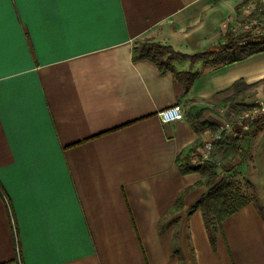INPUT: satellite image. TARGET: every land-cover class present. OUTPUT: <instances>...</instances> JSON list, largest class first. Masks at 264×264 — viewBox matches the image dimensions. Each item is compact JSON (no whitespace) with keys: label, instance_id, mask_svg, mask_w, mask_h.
<instances>
[{"label":"crops","instance_id":"1","mask_svg":"<svg viewBox=\"0 0 264 264\" xmlns=\"http://www.w3.org/2000/svg\"><path fill=\"white\" fill-rule=\"evenodd\" d=\"M244 2L8 0L0 264H264V131L239 141L243 161L223 159L222 146L212 154L258 200L224 219L214 244L192 210L206 187L175 163L210 131L194 130L191 108L216 127L235 82L248 87L242 103L264 98V50L189 58L225 42ZM144 39L182 55L171 68L195 74L186 93L171 71L133 59ZM177 104L183 119L162 124L159 112Z\"/></svg>","mask_w":264,"mask_h":264},{"label":"trees","instance_id":"2","mask_svg":"<svg viewBox=\"0 0 264 264\" xmlns=\"http://www.w3.org/2000/svg\"><path fill=\"white\" fill-rule=\"evenodd\" d=\"M223 38L225 42L219 46V52L237 51L241 48L242 45L239 43L243 40H246L245 47L250 50L248 55L264 50V41L253 43L250 40V36L245 33L233 34L228 30L225 32ZM132 51L134 60H148L154 63L161 72L171 71L176 80L182 85L184 93L189 90L195 78V74L190 72H174L172 70L171 61L176 55H182L174 53L169 46H163L144 39L138 40ZM213 52L214 49L204 53L200 52L190 55L189 58L194 59ZM247 88L248 87L243 81L235 82L230 89V94L226 98V101L239 105L243 108V110L247 109L250 105L248 106L242 103L243 93ZM204 113V109L194 110L191 108L188 111V119L192 127L195 131H214L216 127L203 119ZM247 125V134H245L242 138L249 137L251 139L256 134L264 131V116L253 121H249ZM242 138H233L219 144V147H225V151L222 152V157L227 158V156H236L240 159V161H243L248 153V150H243L240 147L239 141ZM195 149L196 148L190 150V153L194 152ZM175 163L181 174H187L192 171L198 172L202 179V183L206 187V192L194 204L192 210L200 209L203 223L206 231L208 232L211 244H214V236L224 219L234 214L247 203L251 201H255L256 203L258 202V200L252 196H247V194L242 191V187L239 186V182L233 180L231 176L226 175L227 170L215 162H210L207 167L198 168L191 167L186 158L183 160L177 158ZM183 195L184 193L178 199V205L180 204ZM0 196H4V192L1 187Z\"/></svg>","mask_w":264,"mask_h":264},{"label":"built area","instance_id":"3","mask_svg":"<svg viewBox=\"0 0 264 264\" xmlns=\"http://www.w3.org/2000/svg\"><path fill=\"white\" fill-rule=\"evenodd\" d=\"M224 27L233 34H248L253 43L264 41V0H245L240 13L232 22H226ZM239 44L245 45L246 40ZM222 113L228 119L225 118L214 131H206L200 145L189 154L191 167H207L219 144L247 134L248 122L264 116V98L256 99L240 112H232L228 106H224ZM158 116L162 124H167L182 120L184 114L182 107L177 104L159 112Z\"/></svg>","mask_w":264,"mask_h":264},{"label":"rangeland","instance_id":"4","mask_svg":"<svg viewBox=\"0 0 264 264\" xmlns=\"http://www.w3.org/2000/svg\"><path fill=\"white\" fill-rule=\"evenodd\" d=\"M219 46L216 48V49H214V52L213 53H219ZM212 53V54H213ZM241 53V51L240 50H238L237 51V54L236 55H238V54H240ZM234 54V52L233 53H231V55H233ZM225 106H228L229 107V110H231L232 112H240V111H242L243 110V108H241L239 105H237V104H232V103H230V102H227L226 104H225ZM249 106V105H248ZM225 118L226 119H228L227 118V116H225ZM224 118V119H225ZM223 119V120H224ZM222 120V121H223ZM224 159V158H223ZM223 159H221V161L223 160ZM227 161V160H226ZM222 164H223V162H222ZM224 166V168H229L230 167V164L228 163L227 165H223ZM239 186H241L242 188V191H244L246 194H247V196H252L253 198H255V199H257V194H256V191H255V187H254V185L252 184V183H250L249 181H247V182H245V181H239Z\"/></svg>","mask_w":264,"mask_h":264},{"label":"snow or ice","instance_id":"5","mask_svg":"<svg viewBox=\"0 0 264 264\" xmlns=\"http://www.w3.org/2000/svg\"><path fill=\"white\" fill-rule=\"evenodd\" d=\"M8 2V0H0V27H2L3 24V10L4 5ZM95 2H99V0H95Z\"/></svg>","mask_w":264,"mask_h":264}]
</instances>
